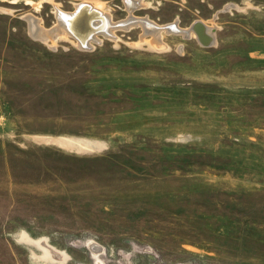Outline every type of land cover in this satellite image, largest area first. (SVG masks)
Masks as SVG:
<instances>
[{"label": "rangeland", "instance_id": "obj_1", "mask_svg": "<svg viewBox=\"0 0 264 264\" xmlns=\"http://www.w3.org/2000/svg\"><path fill=\"white\" fill-rule=\"evenodd\" d=\"M0 264H264V0H0Z\"/></svg>", "mask_w": 264, "mask_h": 264}, {"label": "bare ground", "instance_id": "obj_2", "mask_svg": "<svg viewBox=\"0 0 264 264\" xmlns=\"http://www.w3.org/2000/svg\"><path fill=\"white\" fill-rule=\"evenodd\" d=\"M140 6H141V4L139 2L133 3L134 9H137ZM133 13H134V11H132L131 16L128 18V20L126 22L117 23V24L112 23V21L110 20L111 18L109 16L107 17V19H106V17L104 18L103 16H102V19H95L94 18L91 22V25H92V28H90L91 31L87 35L80 37V40H82V41L77 40L79 46H81V47L87 46V48H90L92 42L98 40V37L100 35L112 36L116 30H118V29H121V30L127 29L128 30L132 26H141L145 30H149V28H152L151 34L154 38V43H158V44L160 43V40H161L160 34L163 31H166L167 33H176L177 32V33L182 34V36H184L186 38H189L192 33H195L199 39L201 38L203 40V42L205 44H207L208 43L207 40L209 39V41H210L211 37H212V35L208 32V30L204 29L205 26H203L202 24L198 25L196 28L193 27V28L188 29V30H180L179 28L175 27L174 24L161 27V26H157L154 23H151L148 20L137 19V18H135ZM75 15H76V13L74 15H72V14L71 15H65L63 13H59L57 15L58 25L51 30L45 29L41 25V22H39L37 20H32L30 18L28 20H29L30 25L32 27L33 35L37 39L47 41L49 39H57L59 37H68V36L75 39V33L73 31L74 29L72 26L73 25L72 19ZM131 19H134V20L130 21ZM80 28L84 29V26H82ZM148 33H149V31H148Z\"/></svg>", "mask_w": 264, "mask_h": 264}, {"label": "water", "instance_id": "obj_3", "mask_svg": "<svg viewBox=\"0 0 264 264\" xmlns=\"http://www.w3.org/2000/svg\"><path fill=\"white\" fill-rule=\"evenodd\" d=\"M132 11V8H130ZM102 19V13L100 11H98V9L93 8L91 5L88 4H82V6L80 7L79 11L76 10V15L73 17L72 19V23H73V31L75 33V39L76 40H80V37H83L85 35H87L91 30L90 28H92L91 22L93 19ZM134 19H131V21H133ZM200 25V24H196L195 28ZM84 26V29H81L80 27ZM200 43L205 46V47H209L211 46V43L209 42V44H205L203 42V40L200 38ZM82 41V40H80Z\"/></svg>", "mask_w": 264, "mask_h": 264}]
</instances>
